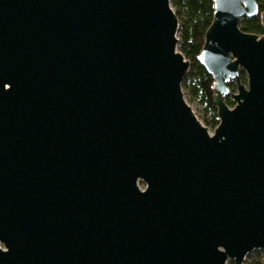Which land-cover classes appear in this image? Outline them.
I'll use <instances>...</instances> for the list:
<instances>
[{
	"label": "water",
	"instance_id": "water-1",
	"mask_svg": "<svg viewBox=\"0 0 264 264\" xmlns=\"http://www.w3.org/2000/svg\"><path fill=\"white\" fill-rule=\"evenodd\" d=\"M259 8L214 0L211 133L184 95L172 0H0V264L264 249V36L241 28Z\"/></svg>",
	"mask_w": 264,
	"mask_h": 264
},
{
	"label": "trees",
	"instance_id": "trees-1",
	"mask_svg": "<svg viewBox=\"0 0 264 264\" xmlns=\"http://www.w3.org/2000/svg\"><path fill=\"white\" fill-rule=\"evenodd\" d=\"M260 8L258 13L252 17L241 19V28L248 33L264 36V0H257ZM176 14L180 20L179 50L190 61V73L183 80V87L187 88L192 97L198 98L206 108L207 127H217L218 109L214 102L215 80L200 61L202 50L205 46L206 34L214 20V0H173ZM241 80L247 83L248 78L245 71L241 70ZM231 92L237 90V83L228 84ZM232 94L225 98L228 105L234 106ZM143 185V182H142ZM264 251V249H262ZM264 253V252H263ZM228 264H235L230 261ZM264 264V254L261 257Z\"/></svg>",
	"mask_w": 264,
	"mask_h": 264
},
{
	"label": "rangeland",
	"instance_id": "rangeland-1",
	"mask_svg": "<svg viewBox=\"0 0 264 264\" xmlns=\"http://www.w3.org/2000/svg\"><path fill=\"white\" fill-rule=\"evenodd\" d=\"M172 6L174 8V10L176 11V7L174 6L173 0H172ZM179 36V34H178ZM180 38V37H179ZM190 73V69L187 72L186 76L187 77ZM183 91H184V95L186 98V101L188 102V104L193 108L195 114L197 115L198 119L205 125L207 126V119L211 117L207 116L206 113V108L205 106L201 103V101L198 98H194L191 96L189 90L185 87H183ZM232 98V97H231ZM232 100L234 101V99L232 98ZM233 107V106H232ZM219 119V117H218ZM211 133H214L215 127H208ZM264 251L262 249H257L254 251H251L247 258L244 261V264H261V257L264 254Z\"/></svg>",
	"mask_w": 264,
	"mask_h": 264
}]
</instances>
